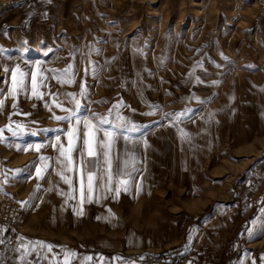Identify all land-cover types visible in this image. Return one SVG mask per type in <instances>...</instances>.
<instances>
[{
  "label": "rangeland",
  "instance_id": "1",
  "mask_svg": "<svg viewBox=\"0 0 264 264\" xmlns=\"http://www.w3.org/2000/svg\"><path fill=\"white\" fill-rule=\"evenodd\" d=\"M257 13L255 0H0V192L25 205L15 235L117 262L208 243L221 264H264V24L255 23ZM69 64L74 83L50 79L41 91L58 93L67 108L74 102L64 94L75 93L103 115L122 102L120 115L142 130L129 134L139 142L127 146L137 186L85 203L83 216L73 211L78 199L65 204L58 194L68 186L56 174L52 145L57 136L66 142L68 122L54 116L66 113L47 95L21 92L14 101L4 71L41 65L52 76ZM41 156L52 167L37 179Z\"/></svg>",
  "mask_w": 264,
  "mask_h": 264
},
{
  "label": "snow or ice",
  "instance_id": "2",
  "mask_svg": "<svg viewBox=\"0 0 264 264\" xmlns=\"http://www.w3.org/2000/svg\"><path fill=\"white\" fill-rule=\"evenodd\" d=\"M4 71L10 75L11 86L8 95L14 101L21 92H30L31 97L38 100L47 95L56 108L66 113L63 116H54L57 121L68 122L65 133L66 142H62L61 137L57 136L55 138L56 144L52 147L56 148L58 153L54 162L57 165L56 174L68 186L67 192L61 190L58 194L66 197L65 204L69 200L76 201L78 199L79 211L73 207V211L77 216L84 215L83 205L85 203L98 202L99 199L107 198L108 195H112V198L115 199L121 191L126 193L137 186V173L139 170L135 167L136 160L132 154L133 149L127 146L139 142V137H133L129 134L142 132V130L136 123L120 115L119 109L124 107L122 102L113 104L108 110V114L103 115L91 112L83 107L80 101L76 99L75 93L64 94L74 102L73 108H67L64 107V102L60 100L58 93L41 91V89H48L50 79L61 84L74 83L76 73L73 71L71 64L62 71L55 72L52 76L46 75L45 73L48 70L41 65H36L34 70L29 72L22 71L19 66ZM87 71L88 69H85L86 73ZM79 87L80 94L86 95L88 92L86 83H81ZM2 107L3 101L0 100V108ZM12 108H16L15 102L12 104ZM82 112H87L88 115H81ZM113 113H115L114 116ZM24 115L28 114L25 113ZM180 115H183V113ZM110 117L112 118L110 119ZM6 127L12 131L13 136L18 134L16 129L21 131L23 129V125L19 124L16 125V129H12L11 125ZM2 134L3 129H0V138H2ZM40 147L41 145H36L35 150L39 152ZM49 159L43 156L38 157L39 166L33 165L35 178L44 179V173H49V169L52 167L48 163ZM74 176L77 178L78 186L73 183ZM54 188L55 185L53 188H49L48 191L51 192ZM109 212H111L110 209ZM18 239L21 243L15 250L20 253L22 264H40L41 260L49 259L48 254L52 252L54 247L52 244L40 240L29 241L25 244V237H19ZM4 242V240H0V244ZM33 255L35 256L34 262H29L27 258ZM54 258L56 264H71V260L77 258V253L66 251L62 262L58 257ZM83 259L92 261L94 258L88 256ZM261 259L264 260V256Z\"/></svg>",
  "mask_w": 264,
  "mask_h": 264
},
{
  "label": "built area",
  "instance_id": "3",
  "mask_svg": "<svg viewBox=\"0 0 264 264\" xmlns=\"http://www.w3.org/2000/svg\"><path fill=\"white\" fill-rule=\"evenodd\" d=\"M32 1V0H26ZM258 13L254 21L264 24V0H255ZM25 205L12 195L0 192V229L2 226L17 228L24 217ZM13 238V237H12ZM139 264H221V256L208 243L193 250L174 246L152 254L137 257Z\"/></svg>",
  "mask_w": 264,
  "mask_h": 264
},
{
  "label": "crops",
  "instance_id": "4",
  "mask_svg": "<svg viewBox=\"0 0 264 264\" xmlns=\"http://www.w3.org/2000/svg\"><path fill=\"white\" fill-rule=\"evenodd\" d=\"M2 230H0V240H4L3 244H0V264H22V260L20 258V253L17 252L15 249L21 243L18 239L19 237H23L20 235H15V230L10 226H2ZM13 237V238H12ZM30 240L28 238L25 239L24 243L27 244ZM66 251H72L71 249L65 250L64 248H53L52 252L48 254L49 259H44L40 261V264H56V259L54 257H58L61 262L63 261L64 254ZM77 258L71 260V264H105V256L103 252H96V251H84L78 252ZM91 256L94 259L92 261H85L83 258ZM29 262H34L35 256H29ZM109 261L107 264H139L138 260L135 259H121L120 262ZM117 262V263H116Z\"/></svg>",
  "mask_w": 264,
  "mask_h": 264
},
{
  "label": "bare ground",
  "instance_id": "5",
  "mask_svg": "<svg viewBox=\"0 0 264 264\" xmlns=\"http://www.w3.org/2000/svg\"><path fill=\"white\" fill-rule=\"evenodd\" d=\"M23 1V0H22Z\"/></svg>",
  "mask_w": 264,
  "mask_h": 264
}]
</instances>
